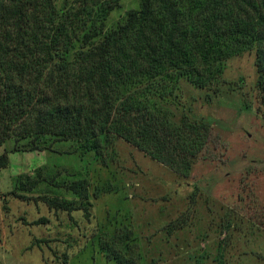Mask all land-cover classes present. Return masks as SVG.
<instances>
[{
    "label": "rangeland",
    "instance_id": "1",
    "mask_svg": "<svg viewBox=\"0 0 264 264\" xmlns=\"http://www.w3.org/2000/svg\"><path fill=\"white\" fill-rule=\"evenodd\" d=\"M139 3L117 0L100 18L104 27L116 26ZM55 4L66 12L77 2ZM254 58L251 49L224 59L202 86L185 76L170 84L162 102L173 120L184 115L209 125L188 176L118 136L103 142L101 156L91 140H57L38 149L30 138L6 140L0 147L8 153L0 168V264H118L101 243L134 264H220V254L222 264H264V104ZM77 172L88 181V219L35 198H73L66 183ZM40 217L47 222L35 223Z\"/></svg>",
    "mask_w": 264,
    "mask_h": 264
},
{
    "label": "trees",
    "instance_id": "2",
    "mask_svg": "<svg viewBox=\"0 0 264 264\" xmlns=\"http://www.w3.org/2000/svg\"><path fill=\"white\" fill-rule=\"evenodd\" d=\"M76 2L64 12L55 0H0V147L9 138H30L32 149L91 140L101 156L103 142L118 136L188 176L209 125L184 115L173 120L162 102L170 84L181 76L196 86L212 82L224 59L255 49L264 104V0H140L109 29L100 18L117 0ZM7 164L3 151L0 168ZM75 176L66 183L73 198H35L88 219V181ZM100 247L108 259L134 264L107 243Z\"/></svg>",
    "mask_w": 264,
    "mask_h": 264
}]
</instances>
